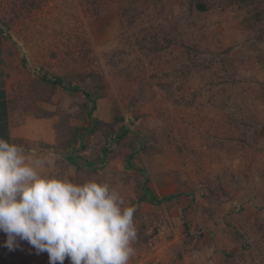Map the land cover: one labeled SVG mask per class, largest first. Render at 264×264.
Listing matches in <instances>:
<instances>
[{"label": "rangeland", "instance_id": "rangeland-1", "mask_svg": "<svg viewBox=\"0 0 264 264\" xmlns=\"http://www.w3.org/2000/svg\"><path fill=\"white\" fill-rule=\"evenodd\" d=\"M0 23L12 137L51 160L42 175L108 183L135 206L129 264H264V0H0ZM153 36L173 44L151 51L144 41ZM40 69L88 92L94 81L73 76L94 73L106 95L89 103L57 88L37 97ZM118 112L129 136L109 163L86 170L102 131L121 128L113 124ZM62 118L81 129L76 155L61 150ZM139 138L152 150L137 149L135 170L126 169ZM146 180L159 204L146 199ZM169 196L176 198L163 200ZM6 240L0 232V258L50 264L27 241L10 250Z\"/></svg>", "mask_w": 264, "mask_h": 264}, {"label": "clouds", "instance_id": "clouds-1", "mask_svg": "<svg viewBox=\"0 0 264 264\" xmlns=\"http://www.w3.org/2000/svg\"><path fill=\"white\" fill-rule=\"evenodd\" d=\"M45 156L0 138V232L14 250L25 240L50 264H129L137 238L135 206L108 183L82 185L41 174Z\"/></svg>", "mask_w": 264, "mask_h": 264}, {"label": "trees", "instance_id": "trees-1", "mask_svg": "<svg viewBox=\"0 0 264 264\" xmlns=\"http://www.w3.org/2000/svg\"><path fill=\"white\" fill-rule=\"evenodd\" d=\"M198 8L200 11L205 12L207 10L206 6L202 5L201 3L198 4ZM255 18L257 21L261 20V13H256ZM5 37L4 36V29L1 26L0 23V38ZM264 41V30L260 31V35L257 36V42ZM148 44L147 49L149 48V44H151L150 49L151 51H162L164 49H169V47L173 44L171 40L164 39V45L159 43V40L157 39V36H153L150 40V42H147V40L144 41ZM0 53L2 54V49H0ZM4 58L6 57V54L3 53ZM6 60V58H5ZM23 66H26L27 61L25 59L22 60ZM186 67L184 66L180 71L182 74L186 73ZM73 77L78 78L79 81H83L87 83V79H92L94 81V90L93 92H88L87 86H80L75 85L73 83L72 77H61L58 75H51L48 72H45L43 69H40L37 72V75L32 81V95H36L37 97H42L43 95L50 96L57 88L62 89L63 91L71 94H77L82 93L85 99L88 100L89 103H95L97 99L103 98L105 94V88L102 79L95 75L94 73H89L86 76L75 74ZM34 97V96H33ZM32 97V98H33ZM12 104L13 101L9 99V96L7 95L6 91L0 90V138H3L10 143L18 144V140L13 138L11 135V110H12ZM87 104H84L81 106V115L79 116L80 119H84V115L87 112ZM134 120H130V123L132 124ZM99 122L95 124V127L91 128L89 130L90 134H96L99 127ZM121 123V128L115 129L111 128L110 130H104L102 131L103 134V144L100 150V154H97L95 152L94 157L92 159L86 160L87 162V168L86 170H92L97 172V169L106 163H109L111 161V158L116 155V149L119 145L129 136L130 134V127L127 125L126 118L122 116L119 112L115 116V120L113 122L114 125H117ZM57 130L60 131V134L62 135V140L64 143L61 145V150L65 149H71L74 151L76 155V146L79 144V139L81 135V129L77 126L70 125L67 120L62 118L60 122L57 124ZM262 133L264 134V126L262 127ZM137 143L133 142L131 143L132 153L127 156V159L125 160V166L126 169H134L135 167L131 163L133 157L136 155L137 149L139 150L140 154H147L152 150V146L150 145L147 138H139ZM82 149H87V146L83 145ZM139 156V155H138ZM136 157V156H135ZM76 158H80L79 156ZM148 179V178H147ZM144 192L146 194V199H149L154 202V204H159L161 201L158 200L155 197V194L150 189L149 181L146 180L144 184ZM175 196H169L163 200L170 201L172 199H175ZM160 201V202H159ZM146 241L148 240L147 237ZM16 249V248H15ZM4 254V253H3ZM5 255V254H4ZM2 256L0 258L2 261H6L8 264H14V261L11 263L9 262V259H7L6 256ZM1 257V255H0ZM1 262L0 264H2Z\"/></svg>", "mask_w": 264, "mask_h": 264}, {"label": "crops", "instance_id": "crops-1", "mask_svg": "<svg viewBox=\"0 0 264 264\" xmlns=\"http://www.w3.org/2000/svg\"><path fill=\"white\" fill-rule=\"evenodd\" d=\"M0 49H2L1 47V44H0ZM3 51H2V54L0 53V90L1 91H5V88L3 87V81H4V69L5 67L3 66V61H5V58H4V55H3ZM78 165V163L76 164ZM25 260H26V257H25Z\"/></svg>", "mask_w": 264, "mask_h": 264}]
</instances>
